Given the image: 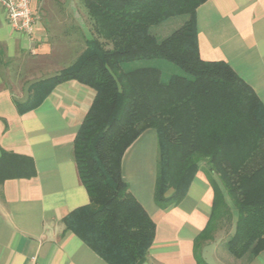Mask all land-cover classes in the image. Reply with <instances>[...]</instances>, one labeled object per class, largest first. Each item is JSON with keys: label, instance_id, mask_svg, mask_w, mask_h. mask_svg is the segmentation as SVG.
<instances>
[{"label": "trees", "instance_id": "trees-1", "mask_svg": "<svg viewBox=\"0 0 264 264\" xmlns=\"http://www.w3.org/2000/svg\"><path fill=\"white\" fill-rule=\"evenodd\" d=\"M81 1L94 29L86 49L70 67L36 81L28 99L17 104L20 113L30 111L71 79L96 92L74 141L90 203L64 218L67 228L109 264H143L156 225L130 191L122 163L132 143L154 128L156 203L179 204L203 166L214 189L211 217L196 239L198 264H208L198 249L214 239L221 222L233 221L234 208L236 227L227 250L240 259L259 254L264 250V103L229 63L201 57L196 17L207 0ZM178 17L183 18L174 29L154 32ZM161 62L176 68L166 72ZM33 174L30 158L2 152L0 181Z\"/></svg>", "mask_w": 264, "mask_h": 264}, {"label": "crops", "instance_id": "crops-1", "mask_svg": "<svg viewBox=\"0 0 264 264\" xmlns=\"http://www.w3.org/2000/svg\"><path fill=\"white\" fill-rule=\"evenodd\" d=\"M45 1L32 0L36 23L31 35L13 29L0 4V157L7 151L30 158L34 170L32 176L0 181V264H109L64 221L90 203L74 141L95 90L71 79L30 111L20 113L17 105L28 99L37 80L59 73L81 53L73 56L70 34L59 30V12L44 8ZM196 18L201 57L229 63L264 103V0H207ZM77 23L86 32L85 23ZM158 162L157 131L148 128L122 163L130 191L156 225L143 264H198L196 239L211 217L213 186L203 166L186 197L161 208L155 201ZM229 237L217 233L198 252L208 264H264V250L248 258L232 256Z\"/></svg>", "mask_w": 264, "mask_h": 264}, {"label": "rangeland", "instance_id": "rangeland-1", "mask_svg": "<svg viewBox=\"0 0 264 264\" xmlns=\"http://www.w3.org/2000/svg\"><path fill=\"white\" fill-rule=\"evenodd\" d=\"M44 8H56V11L59 12L57 14L58 20L61 21V25L59 27V30H63L64 32L68 33L70 37V42L73 45L72 46V51H74V55L80 53L76 59L67 67H70L72 64H74L77 59L80 57V55L84 52V50L87 47V39L94 34V29L92 25V21L89 17L87 8L84 7L83 3L81 0H47L44 2ZM71 8H73L71 10ZM56 15V14H55ZM183 17H178L175 19H172L169 21V24L166 23V25H161L158 27H154V32H156L158 35H162L164 33H167V30H172L178 25H180V20ZM77 21L84 22L85 25L87 26L86 32L89 34H86L85 31L81 29L79 26V23ZM177 21V22H176ZM159 28H164L160 29L163 30L164 32H159ZM59 32V31H58ZM89 35V36H88ZM163 67L165 66V69H167L166 72H171L172 68H176L172 64L166 63V62H161L160 63ZM172 66V67H170ZM64 68V69H65ZM63 70V69H62ZM61 70V71H62ZM36 80L38 77L35 78ZM38 81V80H37ZM206 165V164H205ZM214 176H216L214 174ZM217 178V177H216ZM233 221H225L221 222L219 225L218 230L215 232L214 235L217 233H221V237L231 235L235 231L236 227V219H237V210L234 208L233 209Z\"/></svg>", "mask_w": 264, "mask_h": 264}, {"label": "built area", "instance_id": "built-area-1", "mask_svg": "<svg viewBox=\"0 0 264 264\" xmlns=\"http://www.w3.org/2000/svg\"><path fill=\"white\" fill-rule=\"evenodd\" d=\"M7 11L9 24L13 29L33 34L36 13L32 8V0H0Z\"/></svg>", "mask_w": 264, "mask_h": 264}]
</instances>
